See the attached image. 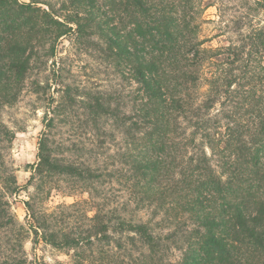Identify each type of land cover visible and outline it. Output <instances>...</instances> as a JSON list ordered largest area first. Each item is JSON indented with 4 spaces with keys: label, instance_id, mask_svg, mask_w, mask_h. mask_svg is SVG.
I'll return each instance as SVG.
<instances>
[{
    "label": "trees",
    "instance_id": "1",
    "mask_svg": "<svg viewBox=\"0 0 264 264\" xmlns=\"http://www.w3.org/2000/svg\"><path fill=\"white\" fill-rule=\"evenodd\" d=\"M65 38L119 88L65 83ZM26 87L44 107L27 229L70 264H264V0H0V264H29L1 119ZM73 108L86 137L56 142ZM64 189L87 191L93 214L47 212Z\"/></svg>",
    "mask_w": 264,
    "mask_h": 264
},
{
    "label": "rangeland",
    "instance_id": "2",
    "mask_svg": "<svg viewBox=\"0 0 264 264\" xmlns=\"http://www.w3.org/2000/svg\"><path fill=\"white\" fill-rule=\"evenodd\" d=\"M21 1L29 2L30 0ZM50 1L54 2L56 0ZM205 15L208 19L214 22L205 27L204 35L211 37L218 34L217 29L220 24H218L219 19L217 17L216 9H208ZM228 37H233V35L227 34L216 38L212 41V45L216 46ZM69 39L70 38L61 39L57 45L58 57L66 58L64 61L63 73L65 83L84 86L86 88H91L92 90L100 89L108 91L110 87H113L115 90L118 89L121 84L119 76L111 69H105L104 67L98 66L97 63L93 62L90 57L85 56L84 54H79L77 56L71 55L72 49ZM40 77H42V80L44 79L43 75ZM49 79L52 82L49 94H53L55 99H57L59 94H56L55 91L59 88L56 86L55 82L52 81L54 77L50 75ZM41 107L40 102L30 92V89L26 87L20 95L18 102L12 108L5 109L1 112L2 121L15 132V140L12 144L11 153L16 169L15 176L17 185L22 188L17 196L9 197L8 201L18 223L25 229L26 239L24 243V251L29 264H56L57 262L70 264V259L65 255L63 250H56L49 245H46L39 237H35L27 229L28 218L23 201H26L28 196L33 193V188L28 187V189H24L23 187H26L27 182L29 181L31 175L30 167L36 163L38 143L44 131V107ZM69 113H71V115L68 116L67 119L62 120L65 122L58 123L56 129L53 131L55 141H64L65 145H70L72 141L80 140L78 137H86L84 131L76 129L78 119L81 120L79 117L81 112L78 109L73 108ZM115 139L119 141L120 135L117 134ZM116 149L117 148L112 147L110 152L114 153ZM93 160L94 159L89 163H92ZM102 160L103 158H100L97 165L101 166ZM59 185L66 187L67 183L61 181ZM101 189L105 191L104 187ZM74 203H82L86 212L92 211L88 213V215L93 214V200L85 190H77L75 192H71L68 189L59 191L54 190L51 192L48 201L44 203V207L47 212H51L59 205H70ZM139 217L146 220L148 215L141 212L139 213ZM176 255H178V253H176Z\"/></svg>",
    "mask_w": 264,
    "mask_h": 264
}]
</instances>
